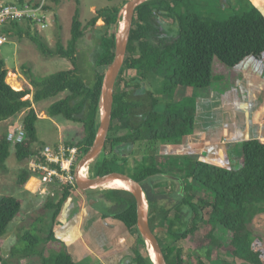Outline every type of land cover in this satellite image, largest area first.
<instances>
[{
    "label": "trees",
    "instance_id": "obj_1",
    "mask_svg": "<svg viewBox=\"0 0 264 264\" xmlns=\"http://www.w3.org/2000/svg\"><path fill=\"white\" fill-rule=\"evenodd\" d=\"M41 1L28 0L34 5ZM186 1L147 0L138 6L127 56L115 87L110 132L105 148L91 164L93 177L123 172L143 183L149 202L150 224L161 243L168 264H192L185 258V249L181 244L191 235L197 237L199 247H207L206 256L210 255L209 247L217 250L225 248L244 263L264 264V239L256 235L254 229L255 222L261 221V216H264V137L243 141L238 165L232 168L191 156L186 176L193 177L201 188L210 191V196L197 193L183 176V186L176 194L179 202L172 208L160 205L165 191L162 183L156 180L161 176L165 177L164 174L168 172L156 165L154 157L159 151L157 145L160 141H171L192 133L196 109L192 104L179 108L181 98L176 102H166L161 109L162 98L152 90L153 80L163 74L167 80L164 91L173 97L183 87H210L215 78L217 62L240 74L258 76L264 73V13L259 8L253 7L243 14L219 20L190 9ZM19 2L25 3L26 0ZM76 2L78 7L73 16L72 36L67 44L59 38L52 47L42 35L33 31L30 22L25 27L21 22L15 21L3 28V32L10 36L27 34L45 56L65 58L72 64L69 69L43 77L29 68L25 73L30 86L18 90L7 81L9 69L6 60L0 58V121L26 112L23 125L27 136L23 142L15 145L16 157L21 162L34 154L32 146L38 141L37 121L40 117L34 104L64 92H68L67 95L54 101L49 106V113L53 117L62 115L83 129L77 140L66 143L81 147L84 156L95 141L100 126L104 77L116 55V38L123 5L99 9L88 25H84L79 8L81 0ZM55 3L59 4L61 0H55ZM48 8L52 9V6ZM179 8L184 11L178 12ZM157 14L167 16L176 23L177 34L170 42L155 38L158 29L154 17ZM54 15L58 22L59 14L55 12ZM101 18L104 19V24L97 25ZM89 27H92L98 39L93 61H90L91 70L85 67L87 56L80 46ZM126 70L136 71L137 75L124 77ZM147 82L150 88L144 87ZM30 94H33V98H26ZM140 141L150 145L152 154L144 155L142 164L133 167L135 173L128 172V167L132 166H128V160L121 153ZM12 144L7 134H0V170L6 168ZM29 178V172L23 170L19 175V184L25 186ZM123 186L121 182H116L107 187L116 189L103 191L115 203L112 214L105 212L103 216L121 220L135 238L132 246L134 256L129 264H154L147 241L138 228L136 198L130 192L131 188L127 191L120 190ZM71 194L70 189L66 188L57 203V198L45 201V207L55 210L54 220ZM23 204L24 200L14 195L0 197V243L11 223L21 213ZM206 208L209 209L207 216L204 215ZM44 220L43 217L38 218L34 226L19 238V241H27L28 244L25 247L15 246L12 254L24 257L36 255L41 259L45 256L41 244L55 237L54 229L51 228L47 239L31 231L34 229L33 231L41 234L44 229L37 223H44ZM165 224L172 243H164L157 233V227ZM220 225L232 235L227 246H224L216 234ZM195 255L197 264H207L200 254L196 252ZM1 264H6L4 259ZM43 264H77V261L66 249L53 253Z\"/></svg>",
    "mask_w": 264,
    "mask_h": 264
},
{
    "label": "rangeland",
    "instance_id": "obj_2",
    "mask_svg": "<svg viewBox=\"0 0 264 264\" xmlns=\"http://www.w3.org/2000/svg\"><path fill=\"white\" fill-rule=\"evenodd\" d=\"M20 0H4V2H12L16 3ZM28 1V0H26ZM126 1V2H125ZM129 0H81V4L79 6L81 12V20L84 25H88L89 21L98 13V10L111 5H123L125 7L126 3ZM49 5L52 6V18H50L49 23L50 26L47 29H42L40 26H37V29H33L34 32H38L42 35L48 43L54 47L59 40L67 44L68 40L72 36V22L75 11L78 7L76 0H61V3L56 4L55 0H48ZM186 3L190 5V9L201 13L208 14L214 18L219 20H226L232 15L243 14L248 12L253 7L263 8L259 0H187ZM185 6V4H184ZM187 6V4H186ZM124 10V9H123ZM185 10V7H184ZM183 8H179L178 12H183ZM55 12L59 14L60 20L57 22L55 19ZM158 27L156 35H159L160 38H157L160 41L170 42L177 34L176 23L173 19L167 16L159 17ZM26 21L21 22L23 26H27ZM104 24V19H99L97 25ZM60 26L62 29L60 30ZM162 27V29L160 28ZM2 28H5L2 27ZM98 39L94 31H92V27L86 32V35L83 41L80 43L81 49L86 53V64L85 67L90 69V65L93 61V56L95 54V49L97 48ZM0 58L5 59L8 63L10 69H14L18 64V74L20 79L23 80V88L30 86V81L25 71L31 68L34 73L40 77L48 76L60 70H66L71 68L72 64L70 61L60 57L49 58L45 56L37 47L34 40L29 37L27 34L24 35H16L10 36L9 42L0 46ZM50 60V62L48 61ZM91 70V69H90ZM17 71V70H16ZM136 71L126 70L124 73V77L136 76ZM12 77L15 75L12 74L9 78V81H12ZM167 80L163 74H161L158 78L153 80L154 87L152 90L162 98V104L160 106L161 109L164 108V104L166 102H176L179 98H181L179 108H184V106L191 104L194 106L197 104L196 93L202 91V89H198L195 87L192 88H181L180 90H185V92H177L174 96H169V94L165 93L164 87ZM145 88H150L149 82L144 84ZM142 91V89H141ZM196 92V93H194ZM68 93V92H67ZM66 92L61 93L59 96L54 97L52 99L42 100L41 102L35 103V108L39 113L40 119L37 121V137H38V145L39 143L42 145L46 144H58L61 142L75 141L77 138L81 136L82 128L80 125L75 124L72 121L67 120L64 116H52L49 113V106L56 100L64 98L67 95ZM160 94V95H159ZM173 95V94H172ZM30 99L33 98V94L28 95ZM227 106H233L230 96L227 100ZM227 115H230L229 112H226ZM26 112L19 114L16 117L9 118L6 121H0V134H7L15 130L16 127L20 126L25 118ZM233 131L234 129H230ZM182 141V137H176L171 141H160L157 145L159 151L156 153L155 162L159 167H163L166 172L175 174L178 170L181 169L184 177H186V183L192 184L194 190L203 195L210 196L211 192L206 190L205 188H201L199 183L193 177H187V171L190 168V164L192 161V157L190 155L183 154V147L180 146ZM150 145L147 142L140 141L136 143L134 146L128 147L124 149L121 155L128 160V172H134L135 165H141L143 162L144 155H151ZM231 158L232 165H238V156L233 152ZM120 160V163H122ZM158 163V164H157ZM146 164H149L146 162ZM26 162H21L16 157V146L13 143L11 145V154L7 160L6 168L4 170H0V197L4 195H14L18 198L24 200L26 205L24 212H22V217L18 219V223L14 221L13 225L10 228V232L2 238L0 243V264L2 263V259H4L6 264H43L46 259H49L53 253L66 250L67 245H64L60 238L54 237L51 242H43L41 244V248L45 251V256H30L24 257L17 254H12L13 249L19 246H26L28 244L27 241H19L22 235L28 231L29 226L33 223L37 222V219L43 217L44 223L38 222V226L44 229V231L40 234V232H35L32 229V233L39 234L40 236H47L51 232V228H53L54 222V209H48L44 206L45 198L48 188L41 182L38 176L34 173L31 174L29 181L26 186H21L19 184V175L25 169ZM177 168V169H176ZM184 169V170H183ZM180 173V172H179ZM172 174V175H173ZM176 176H179L175 174ZM156 181L162 183L164 187L165 194L162 196V200L160 201L161 206L173 207L175 204L179 202L178 191L180 186L176 183L173 178L162 177L157 179ZM123 185H128V183L120 181ZM29 186V188H27ZM27 189V190H26ZM116 189V188H109ZM107 188L102 190H97L96 193H103L104 190H109ZM125 190V189H120ZM127 191V190H125ZM160 192V191H159ZM31 193L32 195H29ZM33 194L37 195L34 196ZM29 195V196H27ZM87 196L86 191L81 190L76 187L72 194V199L75 203H71L70 206H81L82 197ZM102 196V195H101ZM35 197V198H33ZM59 195L56 197L58 198ZM61 197V195H60ZM56 203L60 200L56 199ZM70 200V199H69ZM89 201V200H88ZM209 209L206 208L204 211V215L207 216L209 214ZM23 211V210H22ZM76 211V210H75ZM31 213L33 220H28L24 216L26 213ZM174 214V212H173ZM76 215V214H75ZM25 218V220H24ZM261 219L264 220V216H261ZM28 220V221H27ZM119 220V219H118ZM256 221L254 229L256 230V235L263 237L264 239V224H261L264 221ZM119 222L123 223L121 220ZM124 224V223H123ZM122 224V225H123ZM126 227V226H125ZM118 231H122L123 229H117ZM157 233L160 235L164 243H172L168 234H167V224L159 225L157 227ZM217 236L222 240L224 246L229 244L231 233L229 230L225 229L221 225L218 227L216 231ZM135 239L130 237L129 240L132 245V241ZM185 249V258L189 260L192 264H197V258L195 253L200 254L207 264H247L241 258H235L227 249L217 250L216 248L209 247L210 255L206 256V248L207 247H199L198 239L195 235L189 236L185 241L181 242ZM69 250H72L71 247H68ZM68 250V249H67ZM128 254L134 256L133 248L128 249ZM2 258V259H1ZM129 259L125 261L124 264H129Z\"/></svg>",
    "mask_w": 264,
    "mask_h": 264
},
{
    "label": "crops",
    "instance_id": "obj_3",
    "mask_svg": "<svg viewBox=\"0 0 264 264\" xmlns=\"http://www.w3.org/2000/svg\"><path fill=\"white\" fill-rule=\"evenodd\" d=\"M259 1L263 7L259 9L264 13V0ZM7 68L10 72L8 82L15 89H22L23 80L18 74V64L12 70L7 63ZM12 74L15 77L9 81ZM214 76L210 87L201 88L202 91L199 93L194 92L197 97V104L194 105L196 109L195 128L192 133L182 137L180 146L183 147L184 155L196 156L201 161L232 168L235 166L231 163L233 160L231 152L239 156L243 141L264 137V73L258 76L240 74L217 62ZM180 89L177 92L186 90ZM229 96L233 104L230 108L227 106ZM177 170L175 174L179 175L182 183L177 179L173 180L182 187V177L185 174L180 169ZM86 193L87 196L82 197L79 207L70 206L72 202L75 203L72 194L67 199L60 214L53 222L54 236L60 238L62 243L67 245L68 250V247H71L72 250L69 251L77 264H124L127 259L130 262L131 255L128 254V249L132 248L134 240L131 239V245L129 238L133 236L118 219L103 216L105 212L112 214L115 203L105 194L96 193V190ZM29 195L32 194L29 193ZM33 195L37 198V195ZM45 200L49 199L45 198ZM25 207L24 203L23 211L21 210L14 220L16 223L22 217V212L25 213ZM24 217L34 222L30 212H27ZM32 226L34 223L29 228ZM117 229L123 230L118 231ZM49 234L43 238L47 239ZM51 241L47 240V242Z\"/></svg>",
    "mask_w": 264,
    "mask_h": 264
},
{
    "label": "water",
    "instance_id": "obj_4",
    "mask_svg": "<svg viewBox=\"0 0 264 264\" xmlns=\"http://www.w3.org/2000/svg\"><path fill=\"white\" fill-rule=\"evenodd\" d=\"M145 1L147 0H129L125 7L122 8V20L120 19L119 30L116 38V55L114 61L105 73L103 82L100 104V126L93 145L81 159L75 170V175L78 187L86 192L90 190H102L98 188V186L110 178L124 179L128 182L131 186L130 192L133 193L137 201L138 228L142 236L146 239L147 245L151 244L157 253V262H153L154 264H168L161 243L150 224L149 202L143 183L123 172H111L100 177L92 178H84L81 173L82 167L92 164L105 148L113 119L115 87L127 56L135 13L138 6ZM164 175L166 177L177 179L182 183L181 178L178 176L172 174ZM145 200L147 201V205H145Z\"/></svg>",
    "mask_w": 264,
    "mask_h": 264
},
{
    "label": "built area",
    "instance_id": "obj_5",
    "mask_svg": "<svg viewBox=\"0 0 264 264\" xmlns=\"http://www.w3.org/2000/svg\"><path fill=\"white\" fill-rule=\"evenodd\" d=\"M48 0H42L34 5L28 1L25 3H12L0 0V46L9 42L10 37L3 32L2 27L12 22H30L33 29L40 26L47 29L50 26L52 10L48 8ZM27 132L23 122L8 133V140L15 145L26 139ZM36 152L27 160V169L39 177L48 188L47 193L55 195L58 188L76 185L75 169L82 158V149L77 145H69L65 142L58 144L36 145ZM35 147V144L32 146ZM87 177H91V168L87 167ZM86 173L84 174L86 176Z\"/></svg>",
    "mask_w": 264,
    "mask_h": 264
},
{
    "label": "bare ground",
    "instance_id": "obj_6",
    "mask_svg": "<svg viewBox=\"0 0 264 264\" xmlns=\"http://www.w3.org/2000/svg\"><path fill=\"white\" fill-rule=\"evenodd\" d=\"M87 167H88V165H86V166L83 168V170H82L83 174L86 173V171H87ZM83 176H84V177H87V173H86V176H85V175H83ZM120 181L126 182L124 179L110 178L109 180H107V181L101 183V184L98 186V188H100V189H105V188H107L108 186H110V185H112V184H114V183H116V182H120ZM126 183H128V182H126ZM128 184H129V183H128ZM130 188H131V186H130V184H129V186H128V185H124V186L121 187L120 189L128 190V189H130ZM145 205H147V201H146V200H145ZM148 248H149L150 257H151L152 261L157 262V253H156L155 249L151 246V244L148 245Z\"/></svg>",
    "mask_w": 264,
    "mask_h": 264
},
{
    "label": "clouds",
    "instance_id": "obj_7",
    "mask_svg": "<svg viewBox=\"0 0 264 264\" xmlns=\"http://www.w3.org/2000/svg\"><path fill=\"white\" fill-rule=\"evenodd\" d=\"M49 6H51V5H49ZM51 10H52V9H51ZM52 11H53V10H52ZM9 37H10V35H9ZM9 74H10V72H9ZM8 77H9V76H8ZM7 81H8V78H7ZM22 89H23V88H22ZM26 98H29V97H26ZM37 143H38V142H37ZM37 143H35L34 151L36 150V147H37L36 144H37ZM65 143H66V142H65ZM39 144H40V143H39ZM39 144H38V145H39ZM35 152H36V151H35ZM35 152H34V153H35ZM32 155H33V154H32ZM82 158H83V156H82ZM82 158H81V159H82ZM28 159H29V158H28ZM28 159H27V160H28ZM27 160L24 161V162H26L25 169L28 171V169H27ZM80 161H81V160H80ZM79 163H80V162H79ZM78 165H79V164H78ZM78 165H77V167H78ZM89 166H90V168H91V164H89ZM77 167H76V168H77ZM84 167H85V166L82 167V170H83ZM75 170H76V169H75ZM82 170H81V173H82V175H84L83 172H82ZM28 172H29V171H28ZM74 173H75V171H74ZM29 174H30V176H31L32 173L29 172ZM166 174H169V173H166ZM75 176H76V175H75ZM92 177H93V173H92V169H91V177H84V178H92ZM165 177H166V176H165ZM167 178H170V177H167ZM28 181H29V180H28ZM23 187H24V186H23ZM76 187H78V185H77V179H76V185H75V186H72V185H71V186H66V187L63 188V189H62V188H58V189L55 191V195H54V196L51 195V194L46 193V195H45L44 197H46L47 199H50V198H52V199H56V197L59 195V197H58L57 199H59V198L61 199V198H62V195H63V193H64V190H65L66 188H69L70 191L73 192V190H74ZM78 188H79V187H78ZM60 195H61V197H60Z\"/></svg>",
    "mask_w": 264,
    "mask_h": 264
},
{
    "label": "flooded vegetation",
    "instance_id": "obj_8",
    "mask_svg": "<svg viewBox=\"0 0 264 264\" xmlns=\"http://www.w3.org/2000/svg\"><path fill=\"white\" fill-rule=\"evenodd\" d=\"M161 16H163V15H161V14H157L155 17H154V23H155V25H156V27H157V29L159 30V27H158V23L157 22H159V17H161ZM161 29H162V27H160ZM155 38H160L159 37V35H156L155 36Z\"/></svg>",
    "mask_w": 264,
    "mask_h": 264
}]
</instances>
